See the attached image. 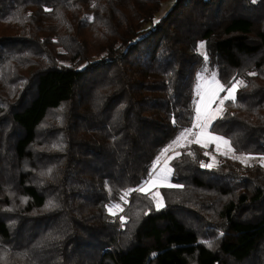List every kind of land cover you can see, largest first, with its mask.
Returning <instances> with one entry per match:
<instances>
[{
    "label": "trees",
    "instance_id": "1",
    "mask_svg": "<svg viewBox=\"0 0 264 264\" xmlns=\"http://www.w3.org/2000/svg\"><path fill=\"white\" fill-rule=\"evenodd\" d=\"M203 64L247 84L208 132L264 155V0H0L6 264H264V170L187 141L161 155L191 128ZM170 156L182 187L158 188L163 207L121 200Z\"/></svg>",
    "mask_w": 264,
    "mask_h": 264
},
{
    "label": "snow or ice",
    "instance_id": "2",
    "mask_svg": "<svg viewBox=\"0 0 264 264\" xmlns=\"http://www.w3.org/2000/svg\"><path fill=\"white\" fill-rule=\"evenodd\" d=\"M256 0H253V3H255ZM95 6V4H93ZM45 11H51L50 9H45ZM29 16L31 13L28 14ZM87 19L91 20L92 17H88ZM154 24L159 23V19H154ZM198 51L201 52V54L204 57L205 63L208 61V54L205 51L206 43L200 42L197 46ZM204 71H207L205 68ZM249 75H257V73L252 72L249 73ZM202 91L198 93L199 100L197 101L195 105V119L192 124L191 128L184 129L172 143L167 146L165 149L162 150L161 155H164L168 151L172 150L173 145L176 147H184V143L182 141H187L188 143H196V144H202L204 142L203 146H206V143H216L217 150L219 151L221 144L227 147L228 152H234V148L232 147V141L230 139H226L224 135H212L208 132V129L213 126V122L217 119L223 118V114L225 112V101H231L233 103L237 102L238 99V92L240 88L247 87V84L243 80L236 79L233 77V79L229 82L221 83L218 79H216L215 74H212L211 80H206L204 82V85L201 86ZM220 93H226L222 98L220 97ZM217 100L219 101L218 104H216ZM213 104H216V107L213 108ZM123 107V106H121ZM175 123V120L173 121ZM193 129H199L198 132H193ZM195 136V139L189 140V136ZM189 155H194V153H188ZM207 155V153H205ZM227 153L221 152V155H226ZM180 153L176 152L175 156L179 157ZM232 158L239 160L242 164L245 166L251 167L253 166L250 161L253 159H257V157L246 155L241 158L240 156H233ZM174 159V157H168L167 160L164 162V167L160 169V172L153 175L152 171L149 172L150 179L145 181V186H141L136 189H127L124 190L121 195V200H124L127 202L126 198L131 195L133 191H139L142 193H148L150 188H155L158 186H165V187H182V185H173L170 183H167L169 176L172 174V169L168 166V162L170 160ZM260 161V166L264 167V155H261L258 157ZM159 161V157H157V162ZM200 166L202 168H213L215 167V163H208L205 164L204 162L200 163ZM156 167V162L153 164V169ZM49 174L52 172V169L48 170ZM111 193V190H109ZM158 195V193L156 194ZM22 202H26V199L22 200ZM54 203L52 201H49L48 204L45 205L46 208L54 207ZM162 202L157 203V208L163 207ZM110 215H116V212L114 209H118L119 211H123V208H121L120 204H113V205H105ZM119 219L121 220L122 225L126 222L124 216H120ZM221 235H223L221 233ZM208 243V246L211 247L210 242ZM155 255V254H153ZM0 264H6V258L0 257Z\"/></svg>",
    "mask_w": 264,
    "mask_h": 264
},
{
    "label": "rangeland",
    "instance_id": "3",
    "mask_svg": "<svg viewBox=\"0 0 264 264\" xmlns=\"http://www.w3.org/2000/svg\"><path fill=\"white\" fill-rule=\"evenodd\" d=\"M168 8H169V4H164L162 7H161V10H160V12L158 13V15L156 16V18H159L160 16H162L167 10H168ZM199 44V43H198ZM198 44H197V46H198ZM196 52H198V54H200V55H202L201 54V52L200 51H198V48H196V50H195ZM203 56V55H202ZM207 69V71H204V69ZM212 74H215V76H216V72L214 71V70H211L207 65H201V67H200V70H199V72H197L196 74H195V79H194V83H193V96H192V103H193V120H192V124H193V122H194V119H195V115H196V113H195V105H196V103H197V101L199 100V95H198V93L200 92V91H202V85H204V82L206 81V80H211L212 79ZM216 79H217V77H216ZM226 93H220V97L222 98L224 95H225ZM218 100H217V102H216V104H218ZM216 104H213V108H215L216 107ZM192 124H191V127H192ZM198 131H200L199 129H193V132L195 133V132H198ZM213 135V134H212ZM188 139L189 140H193V139H195V136L193 135V136H189L188 137ZM186 143H188V142H186ZM195 145H197V146H200L201 148H203V150H206V148L208 149V148H210V150H211V152L210 151H208V150H206L208 153H210L211 155H213L212 157H214L215 159H220V156H221V152H225V153H227L226 155H223V156H228V157H231V156H236V155H234L232 152H228V150H227V147L226 146H224L223 144H221V146H220V149H219V151L217 150V145H216V143H206V146H203V144H204V142H202V144H196V143H194ZM212 150H213V152H212ZM243 156L244 155H240V157L241 158H243ZM254 157H257V159H253V160H251L250 161V163L252 164V165H255V167L256 168H260V169H262V170H264V167H262V166H260V161H259V159H258V156H254ZM215 159H213V158H211V160L209 161V163H213V162H215ZM239 161V160H238ZM156 162V167H155V169H153V166H152V168H151V171H152V173H153V175H155L156 173H158V172H160V169L161 168H163L164 167V160H162V161H155ZM239 165L241 166V167H246L244 164H242L240 161H239ZM153 164H154V162H153ZM168 166L170 167V165H169V163H168ZM171 168V167H170ZM262 173V172H261ZM171 176V175H170ZM170 176H169V178H168V181H167V183H169V181H170ZM150 179V177L147 179V180H149ZM146 180V181H147ZM142 186H145V187H147V185H145V183L144 184H142ZM141 187V186H140ZM159 187H165V186H158V187H155V188H150V190H149V195L153 198V200H154V204H155V206H156V208H157V203L158 202H161V199H160V196L159 195H156L157 193H158V188ZM114 211L116 212V214H118V213H120V211L118 210V209H114Z\"/></svg>",
    "mask_w": 264,
    "mask_h": 264
},
{
    "label": "crops",
    "instance_id": "4",
    "mask_svg": "<svg viewBox=\"0 0 264 264\" xmlns=\"http://www.w3.org/2000/svg\"><path fill=\"white\" fill-rule=\"evenodd\" d=\"M200 147V146H199Z\"/></svg>",
    "mask_w": 264,
    "mask_h": 264
}]
</instances>
